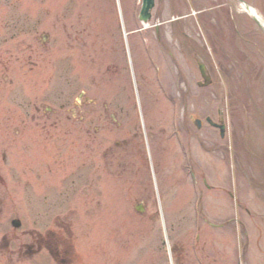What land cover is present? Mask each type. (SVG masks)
<instances>
[{"label": "rangeland", "instance_id": "obj_1", "mask_svg": "<svg viewBox=\"0 0 264 264\" xmlns=\"http://www.w3.org/2000/svg\"><path fill=\"white\" fill-rule=\"evenodd\" d=\"M243 1L264 19V0ZM139 8L140 0H0V233L16 239L0 264H29L15 250L30 230L44 231L43 220L71 243L72 264H197L194 250L206 264H264V31L237 0H156L144 35ZM64 23L83 29L87 59L67 48ZM155 24L175 61L159 52ZM198 61L212 79L204 88ZM64 64L89 97L124 103L120 126L80 132L76 91L67 117L46 120L41 107L56 108ZM217 109L225 139L187 120L216 119ZM14 217L21 226L11 232ZM30 264L54 263L41 255Z\"/></svg>", "mask_w": 264, "mask_h": 264}, {"label": "flooded vegetation", "instance_id": "obj_2", "mask_svg": "<svg viewBox=\"0 0 264 264\" xmlns=\"http://www.w3.org/2000/svg\"><path fill=\"white\" fill-rule=\"evenodd\" d=\"M161 37L158 36L157 40L160 45L157 47L159 51L162 53H166L168 57L172 58V50H170L167 46H164L161 41ZM75 40L77 43L78 56L81 59H87L85 56L87 51L89 50L87 41L83 36L82 29L77 31ZM93 46V45H92ZM91 46V47H92ZM95 53H97L95 46ZM101 57V56H100ZM97 58V59H96ZM97 60L98 65V56L94 54L91 56V62L94 65ZM103 63V62H102ZM108 69V68H107ZM81 80V78L79 77ZM95 79V78H94ZM93 79V81H94ZM96 81V80H95ZM82 84L80 83V86ZM81 99L75 111V118L80 128H83V123L85 118L90 117L91 128L95 129V133H98L99 130L103 129V125H112L115 124L116 114L125 113L126 110L124 108V103L121 104V101L118 100L116 102L115 99H111L109 103L102 102L99 103L98 99L93 97L89 98L86 95L85 89L82 87L80 90ZM91 99V100H90ZM86 109V110H85ZM89 109V110H88ZM128 113V111H127ZM129 115V113L127 114ZM124 173L127 171V166H123ZM2 180L0 178V229H2L1 223V213H2V188H1ZM54 236V235H53ZM51 235L50 229H46L43 233L35 232L34 229L30 231V240L27 243L18 244L15 252L18 254L24 252L29 257H34V255L41 253L42 251L48 252L55 260V262L60 264H69L71 262L70 250L65 249L64 241L62 240V235L60 237H53ZM12 241H16V239L12 238ZM10 242L5 244L7 248ZM7 251V249H6ZM3 252L2 245V234L0 233V254Z\"/></svg>", "mask_w": 264, "mask_h": 264}, {"label": "water", "instance_id": "obj_3", "mask_svg": "<svg viewBox=\"0 0 264 264\" xmlns=\"http://www.w3.org/2000/svg\"><path fill=\"white\" fill-rule=\"evenodd\" d=\"M153 7V0H143V5H142V11H141V19L146 21L150 15H149V10ZM202 77L205 80V85L208 84L209 82V78L205 76L204 74V68L201 67L200 68ZM193 124L195 125L196 128H200V121L197 119H193ZM220 132H221V136L223 135V131H224V126H219Z\"/></svg>", "mask_w": 264, "mask_h": 264}, {"label": "bare ground", "instance_id": "obj_4", "mask_svg": "<svg viewBox=\"0 0 264 264\" xmlns=\"http://www.w3.org/2000/svg\"><path fill=\"white\" fill-rule=\"evenodd\" d=\"M245 10L246 13L255 18L257 20V22L262 26V28L264 29V19H262V17L256 12L255 9H253L252 7H247L245 6Z\"/></svg>", "mask_w": 264, "mask_h": 264}]
</instances>
